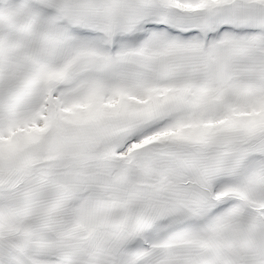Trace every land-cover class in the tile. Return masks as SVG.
I'll list each match as a JSON object with an SVG mask.
<instances>
[{
  "label": "snow or ice",
  "instance_id": "6c2138e0",
  "mask_svg": "<svg viewBox=\"0 0 264 264\" xmlns=\"http://www.w3.org/2000/svg\"><path fill=\"white\" fill-rule=\"evenodd\" d=\"M0 264H264V0H0Z\"/></svg>",
  "mask_w": 264,
  "mask_h": 264
}]
</instances>
